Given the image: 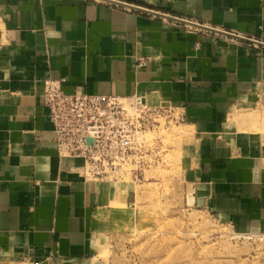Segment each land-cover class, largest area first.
<instances>
[{
	"label": "crops",
	"instance_id": "obj_1",
	"mask_svg": "<svg viewBox=\"0 0 264 264\" xmlns=\"http://www.w3.org/2000/svg\"><path fill=\"white\" fill-rule=\"evenodd\" d=\"M198 26L264 44V0H0V260L83 264L103 224L102 184L56 150L46 80L180 110L192 201L241 233L264 226L257 141L227 120L264 85V47Z\"/></svg>",
	"mask_w": 264,
	"mask_h": 264
},
{
	"label": "rangeland",
	"instance_id": "obj_2",
	"mask_svg": "<svg viewBox=\"0 0 264 264\" xmlns=\"http://www.w3.org/2000/svg\"><path fill=\"white\" fill-rule=\"evenodd\" d=\"M263 89L229 112L227 120L233 134L248 133L257 141L250 150L264 167ZM149 105L173 114L165 113L146 133L148 153L141 171L100 181L82 175L102 184L98 203L104 213L92 253L83 264H264V226L241 233L226 216L192 201L194 132L184 124L180 110L151 101Z\"/></svg>",
	"mask_w": 264,
	"mask_h": 264
},
{
	"label": "built area",
	"instance_id": "obj_3",
	"mask_svg": "<svg viewBox=\"0 0 264 264\" xmlns=\"http://www.w3.org/2000/svg\"><path fill=\"white\" fill-rule=\"evenodd\" d=\"M61 84V80L43 83L58 154L81 160L80 172L90 180L141 171L148 153L146 133L173 110L151 106L142 96L71 95L63 92Z\"/></svg>",
	"mask_w": 264,
	"mask_h": 264
},
{
	"label": "water",
	"instance_id": "obj_4",
	"mask_svg": "<svg viewBox=\"0 0 264 264\" xmlns=\"http://www.w3.org/2000/svg\"><path fill=\"white\" fill-rule=\"evenodd\" d=\"M117 4H120V3H117ZM120 5H122V4H120ZM131 8H134V7H131ZM134 9H138V8H134ZM170 19H172V18H170ZM173 20H174V19H173ZM175 20H176V21H179V22H184V21H182V20H178V19H175ZM198 27L203 28V29H206V30H208V31H210V32L217 33V34H223V35H225V36H227V37H230V38H236V39H238V40H240V41H243V42H246V43H257V45H260V46H263V47H264V44H262V43L255 42V41H251V40H249V39L241 38V37H238V36H234V35H231V34H229V33H227V32L218 31V30H214V29H211V28H205V27H202V26H198Z\"/></svg>",
	"mask_w": 264,
	"mask_h": 264
},
{
	"label": "bare ground",
	"instance_id": "obj_5",
	"mask_svg": "<svg viewBox=\"0 0 264 264\" xmlns=\"http://www.w3.org/2000/svg\"><path fill=\"white\" fill-rule=\"evenodd\" d=\"M103 1H106V0H103ZM255 44H257V43H255ZM263 130H264V128H262ZM154 206V205H153ZM153 206H152V208H153ZM143 208V207H142ZM146 234V233H145ZM162 243V242H161Z\"/></svg>",
	"mask_w": 264,
	"mask_h": 264
}]
</instances>
